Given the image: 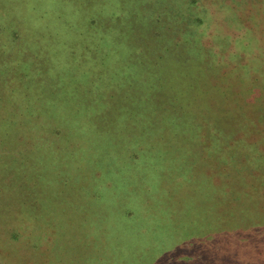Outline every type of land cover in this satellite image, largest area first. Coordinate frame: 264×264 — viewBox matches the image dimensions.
Listing matches in <instances>:
<instances>
[{"label":"rangeland","instance_id":"rangeland-1","mask_svg":"<svg viewBox=\"0 0 264 264\" xmlns=\"http://www.w3.org/2000/svg\"><path fill=\"white\" fill-rule=\"evenodd\" d=\"M246 118L264 0H0V264H264V196L199 153Z\"/></svg>","mask_w":264,"mask_h":264},{"label":"trees","instance_id":"trees-1","mask_svg":"<svg viewBox=\"0 0 264 264\" xmlns=\"http://www.w3.org/2000/svg\"><path fill=\"white\" fill-rule=\"evenodd\" d=\"M35 58H37V56ZM34 63L37 64L40 62H38L37 59ZM35 68L37 69L38 67ZM35 74L36 73L26 71L24 75L25 82L31 79L36 80L38 76ZM16 93H18L16 87H10L9 94L16 95ZM256 121L257 123H254L246 118L243 123H239V120H234L233 125L235 129L229 134L226 132L227 134L225 137L220 135V132H216L215 135L212 132V139H214L213 143L215 145L217 142L218 143L216 146L213 144L211 149L209 148V137H207V134L202 135V138L199 140L201 145L199 153L205 160V164H203L202 167H204L206 172H213V176L217 172L219 185L229 188L232 186L234 180L236 184L243 186L245 184L242 183V179L248 178L251 185L250 194L264 196V131L262 129L263 126L258 124L257 119ZM243 124L246 126H243ZM213 136L215 138H213ZM205 142L206 145L203 147ZM209 158L212 160L210 163L208 162ZM236 178H240V181H237ZM218 189L220 190L221 188L218 187ZM230 191L231 190L215 191V194L217 198H220V193L229 194ZM245 193V191H233V202L237 204ZM220 201L224 202L223 199ZM20 233L19 231L14 232L11 238L14 241L16 239L18 240Z\"/></svg>","mask_w":264,"mask_h":264}]
</instances>
